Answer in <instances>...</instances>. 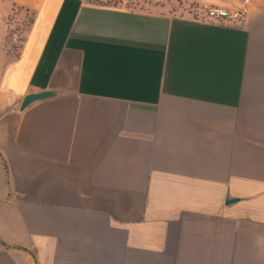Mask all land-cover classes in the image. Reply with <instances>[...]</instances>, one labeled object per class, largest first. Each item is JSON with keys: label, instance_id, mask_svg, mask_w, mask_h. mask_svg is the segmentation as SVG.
Wrapping results in <instances>:
<instances>
[{"label": "crops", "instance_id": "obj_1", "mask_svg": "<svg viewBox=\"0 0 264 264\" xmlns=\"http://www.w3.org/2000/svg\"><path fill=\"white\" fill-rule=\"evenodd\" d=\"M179 1L0 0V264H264V0Z\"/></svg>", "mask_w": 264, "mask_h": 264}, {"label": "trees", "instance_id": "obj_2", "mask_svg": "<svg viewBox=\"0 0 264 264\" xmlns=\"http://www.w3.org/2000/svg\"><path fill=\"white\" fill-rule=\"evenodd\" d=\"M87 1L91 2L93 4H99V2H102V0H87ZM176 1L182 3L179 0H176ZM104 3H106V4L108 3V4H112V5L116 4L115 0H104ZM145 4L146 5L151 4V0H127V3H125V6L128 7L129 9H132V10L142 11ZM189 6L192 7V9L194 7L193 5H189ZM11 11H12V15H11L12 17L10 18V21H13V17L15 15L16 16L17 15H20V16L23 15L24 17H27V19H25V21L20 24L19 29H16V31H15V33L20 32V33L24 34L26 32L27 28L32 24V18L26 16L27 15L26 11L23 8L15 7L14 5H12ZM18 33H17V37H18ZM10 40H11L10 49L15 50L17 48L15 45L16 39H12V37H10ZM18 40L21 41L23 39L18 38Z\"/></svg>", "mask_w": 264, "mask_h": 264}, {"label": "rangeland", "instance_id": "obj_3", "mask_svg": "<svg viewBox=\"0 0 264 264\" xmlns=\"http://www.w3.org/2000/svg\"><path fill=\"white\" fill-rule=\"evenodd\" d=\"M115 3L116 6L114 4L113 5L108 3L106 4L104 3V0H102V2H99L98 5H104L110 7H124L126 9L128 8L125 6L127 0H115ZM150 10L164 11L178 15L193 14L192 7H190L186 3L177 2L176 0H151V4H147V5L145 4L142 11H150Z\"/></svg>", "mask_w": 264, "mask_h": 264}, {"label": "built area", "instance_id": "obj_4", "mask_svg": "<svg viewBox=\"0 0 264 264\" xmlns=\"http://www.w3.org/2000/svg\"><path fill=\"white\" fill-rule=\"evenodd\" d=\"M205 18L219 24H235L243 19V14L219 7H209L205 11Z\"/></svg>", "mask_w": 264, "mask_h": 264}, {"label": "water", "instance_id": "obj_5", "mask_svg": "<svg viewBox=\"0 0 264 264\" xmlns=\"http://www.w3.org/2000/svg\"><path fill=\"white\" fill-rule=\"evenodd\" d=\"M52 96V93L50 92H41V93H35V94H28L26 95L20 105L21 109H24L27 107L29 104H31L34 101L45 99L47 97Z\"/></svg>", "mask_w": 264, "mask_h": 264}]
</instances>
